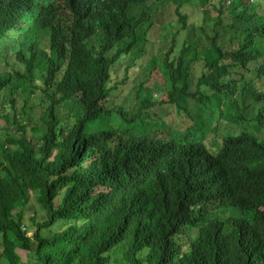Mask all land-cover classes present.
Returning <instances> with one entry per match:
<instances>
[{"label":"trees","instance_id":"trees-1","mask_svg":"<svg viewBox=\"0 0 264 264\" xmlns=\"http://www.w3.org/2000/svg\"><path fill=\"white\" fill-rule=\"evenodd\" d=\"M193 1L0 0L7 264H264V0ZM172 4L157 101L135 81Z\"/></svg>","mask_w":264,"mask_h":264},{"label":"rangeland","instance_id":"rangeland-1","mask_svg":"<svg viewBox=\"0 0 264 264\" xmlns=\"http://www.w3.org/2000/svg\"><path fill=\"white\" fill-rule=\"evenodd\" d=\"M189 5L193 6L192 8L200 7V5H196L193 0H189ZM191 12V11H190ZM166 25L162 26L160 28V39L156 44L148 49L149 51V57H151L149 60H144V68L141 69L140 74L136 76L135 84H140L143 82L141 87V92L144 97L151 96L152 99H157V101H163L167 99V87L164 84V80H162V76L159 70L160 65V56L161 53L167 49V44L169 43L172 34L175 32L177 28L174 26L170 27L169 29H165L168 25H174L176 24V15H175V5L172 4V6H168L167 8H160L156 7L154 11V15L152 18V21L156 23L157 26L164 23L165 20ZM207 18V16H206ZM48 18H44L42 21H47ZM161 21V22H160ZM209 29V28H208ZM207 29V30H208ZM182 37H185V34L182 33ZM117 80L123 79L125 77L123 72H119L117 74ZM134 95V93H133ZM138 102V100L133 97V99H129L126 104L131 105L133 103ZM180 104L188 109V113L190 114L192 119H195L198 117L199 111L196 106V103L192 100L185 99ZM152 125H144L140 127V129H147L148 133L154 132V130L157 129L158 123L156 121H151ZM150 123V120L148 121ZM161 124V123H160ZM0 125L4 126V121H0ZM31 201V199H29ZM35 214V220L38 222L42 221L44 219V211L33 201L30 203H27L26 208L24 210V225L27 229L28 236L31 237L32 234L35 231V227L31 225L30 217ZM64 228L60 229L63 230ZM54 232V229H46L41 232V235L44 237H49ZM2 251V247L0 245V253ZM122 254H118L117 257H121ZM144 255V254H142ZM20 257L22 258L23 264H33L32 261H30L26 255L23 253H20ZM111 260V259H110ZM113 260V259H112ZM109 261L110 264H123L122 261L119 263ZM0 264H7L3 259L0 258Z\"/></svg>","mask_w":264,"mask_h":264},{"label":"built area","instance_id":"built-area-1","mask_svg":"<svg viewBox=\"0 0 264 264\" xmlns=\"http://www.w3.org/2000/svg\"><path fill=\"white\" fill-rule=\"evenodd\" d=\"M232 0H227V4H230Z\"/></svg>","mask_w":264,"mask_h":264}]
</instances>
